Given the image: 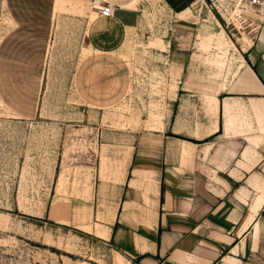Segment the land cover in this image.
Returning a JSON list of instances; mask_svg holds the SVG:
<instances>
[{
  "label": "rangeland",
  "instance_id": "rangeland-1",
  "mask_svg": "<svg viewBox=\"0 0 264 264\" xmlns=\"http://www.w3.org/2000/svg\"><path fill=\"white\" fill-rule=\"evenodd\" d=\"M137 1L132 27L96 8L92 20L55 11L35 112L15 117L0 97V264H131L105 228L132 154L172 135L175 121L181 131L209 122L210 76L236 59L233 43L264 27V4L197 0L177 15L164 0ZM190 77L194 97L177 89ZM177 99L187 113L174 112Z\"/></svg>",
  "mask_w": 264,
  "mask_h": 264
},
{
  "label": "crops",
  "instance_id": "crops-1",
  "mask_svg": "<svg viewBox=\"0 0 264 264\" xmlns=\"http://www.w3.org/2000/svg\"><path fill=\"white\" fill-rule=\"evenodd\" d=\"M108 1L114 12L106 18L122 27L138 22L137 0ZM164 1L178 15L197 0ZM102 2L0 0V97L11 114L35 112L55 11L75 9L92 20L90 11ZM91 20L93 43L99 25ZM233 45L236 59L220 77L210 76V121L191 131L178 130L175 121L172 135L159 133L155 145L138 147L129 160L105 234L131 264H264V27ZM191 77L177 80V89L194 97L186 86ZM177 108L181 114L190 107L177 99Z\"/></svg>",
  "mask_w": 264,
  "mask_h": 264
},
{
  "label": "built area",
  "instance_id": "built-area-1",
  "mask_svg": "<svg viewBox=\"0 0 264 264\" xmlns=\"http://www.w3.org/2000/svg\"><path fill=\"white\" fill-rule=\"evenodd\" d=\"M242 3L243 8H259L264 4V0H239ZM97 13L100 17H111L113 16L114 6L112 3L104 4L96 8ZM243 10V9H242ZM255 10V9H254ZM241 11V10H240ZM240 11H237V14H240Z\"/></svg>",
  "mask_w": 264,
  "mask_h": 264
},
{
  "label": "trees",
  "instance_id": "trees-1",
  "mask_svg": "<svg viewBox=\"0 0 264 264\" xmlns=\"http://www.w3.org/2000/svg\"><path fill=\"white\" fill-rule=\"evenodd\" d=\"M170 134V133H169Z\"/></svg>",
  "mask_w": 264,
  "mask_h": 264
}]
</instances>
